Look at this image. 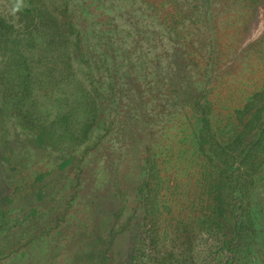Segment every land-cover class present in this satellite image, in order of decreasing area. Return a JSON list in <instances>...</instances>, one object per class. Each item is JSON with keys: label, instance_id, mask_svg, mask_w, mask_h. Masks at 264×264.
I'll use <instances>...</instances> for the list:
<instances>
[{"label": "rangeland", "instance_id": "374dc122", "mask_svg": "<svg viewBox=\"0 0 264 264\" xmlns=\"http://www.w3.org/2000/svg\"><path fill=\"white\" fill-rule=\"evenodd\" d=\"M16 3L0 0V264H264V155L230 169L256 187L222 196L234 233L188 188L189 102L224 123L264 82V0Z\"/></svg>", "mask_w": 264, "mask_h": 264}, {"label": "trees", "instance_id": "16d2710c", "mask_svg": "<svg viewBox=\"0 0 264 264\" xmlns=\"http://www.w3.org/2000/svg\"><path fill=\"white\" fill-rule=\"evenodd\" d=\"M239 1L247 2V0ZM251 8L252 10L257 9V7ZM232 10H234V8H232ZM64 50H66V48ZM19 52L21 51L12 50L10 54L15 55ZM103 56L107 55L103 54ZM108 60L110 61L111 59ZM254 63L255 62L253 61L251 64ZM1 80L2 78L0 77V81ZM27 81H29V78L25 74L19 84L22 95L29 94V82L27 83ZM249 94H251L250 98L247 101H243L242 105L240 104L238 106L230 107L229 116H226L227 119L224 123L215 121V124H212V120L209 117L211 109L204 102H202V104L199 101L189 102V105H192L193 107L192 109L195 113L194 121L197 125V132L194 130L193 137V142L197 148L193 153H197L199 160H202L203 162L198 161L199 176L194 183H189L188 188L198 197V200L194 202L195 206L198 207L201 212L208 208L213 214V223L216 225V231L220 229L227 231V233H229V231L230 233H234V230L227 224L228 211L226 212L221 209L222 207L220 203L224 202L222 196L224 197L230 192L234 193L238 188L242 193L241 199H248V193L256 190V187H251V190L245 189L244 191L243 184H246L245 186H247V182L250 183V178H245L244 181L243 179L240 181L239 176L230 171V169H235L234 164L237 161H239L240 164L244 161L243 159L252 160L255 155H264V82L260 83L259 80V84L256 83L255 88H253ZM139 120H141L140 117ZM82 129L83 135H85V133L88 134L89 129L87 130L86 126ZM35 135L36 142L43 144L45 139L44 129L37 131ZM136 139L140 145H144L142 144L143 137L140 134L138 137L136 136ZM146 151L143 152V156H140L142 163L139 165V175L143 174L147 166L151 164L149 159L150 154ZM152 157H154L153 154ZM156 161V159H153V162ZM261 161L264 163V159H261ZM258 166H263V164H258ZM222 168L225 172H222ZM217 176L218 179L223 180L224 182L226 181L229 186L226 182L219 183L218 185L215 182ZM257 179L259 182L264 179V171L263 173L258 174ZM183 185L186 186L187 181H185ZM135 186H137L138 190H141L137 195V199L141 200L144 197L143 193L148 190L147 181L145 182L144 189L139 182H137ZM261 186L263 187L262 192H260L259 188L257 189V192H260L259 196L262 195V197H264V184H261ZM172 189H174V187ZM219 196H221L220 201L218 200ZM26 204L29 205L28 201ZM28 209L31 213L37 211L36 206L29 207ZM10 234V230L8 229L7 232L6 225L4 224L3 229L1 228L0 230V240L3 241V245L0 248V254L2 255L7 251L5 249H8L10 252L13 251V249H11L13 247V239ZM237 234H239V231L235 233V236L233 235L229 239H226L225 236L222 241L227 244L224 245V247H229V244L232 241L231 239L235 238ZM9 242L11 243V246L5 248Z\"/></svg>", "mask_w": 264, "mask_h": 264}, {"label": "clouds", "instance_id": "9594fccd", "mask_svg": "<svg viewBox=\"0 0 264 264\" xmlns=\"http://www.w3.org/2000/svg\"><path fill=\"white\" fill-rule=\"evenodd\" d=\"M20 6H21L20 0H17V3L15 4V6L13 8V12L18 11L20 9Z\"/></svg>", "mask_w": 264, "mask_h": 264}]
</instances>
